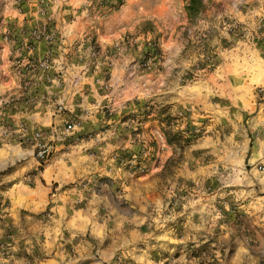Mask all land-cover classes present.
<instances>
[{
	"label": "rangeland",
	"instance_id": "1",
	"mask_svg": "<svg viewBox=\"0 0 264 264\" xmlns=\"http://www.w3.org/2000/svg\"><path fill=\"white\" fill-rule=\"evenodd\" d=\"M58 1L0 0V264H264V0ZM60 3L89 88L48 120L14 45Z\"/></svg>",
	"mask_w": 264,
	"mask_h": 264
},
{
	"label": "crops",
	"instance_id": "2",
	"mask_svg": "<svg viewBox=\"0 0 264 264\" xmlns=\"http://www.w3.org/2000/svg\"><path fill=\"white\" fill-rule=\"evenodd\" d=\"M77 2L78 0H66L64 4L73 7L74 3ZM58 3L59 1L55 0V4ZM61 6L62 3L57 8V15H55L54 21H51L55 39L50 45V54L46 70L42 71L37 67H29V63L39 60L43 55L45 45L42 42L33 41L30 38L28 40L31 45L30 48L25 47L26 49H23L20 42L14 45L16 53L22 54V65L24 64L25 66L27 64L26 70L22 69V72L17 76L20 83L19 94H23L25 98L27 97L32 101V104H29L31 108H29L30 113L33 115L39 114L38 117L36 116L37 118L49 117V115L47 116L49 99H51V104H68L77 91L80 90L82 94L83 92H87L89 88L87 81L88 73L81 71V69H76L73 66L74 61L79 57H76V55L81 53V49L86 50V47H89V40L85 32L87 25L65 22L64 15L72 11L69 8H63ZM36 23L29 24L27 29L33 27ZM83 36L85 37L83 38ZM19 44L21 45L19 46ZM24 55L26 56L25 58ZM103 58L106 59L107 56L104 55ZM77 68H80V66ZM37 101H45L46 104L39 106ZM37 107L38 110H32ZM37 124L41 123L38 121Z\"/></svg>",
	"mask_w": 264,
	"mask_h": 264
},
{
	"label": "built area",
	"instance_id": "3",
	"mask_svg": "<svg viewBox=\"0 0 264 264\" xmlns=\"http://www.w3.org/2000/svg\"><path fill=\"white\" fill-rule=\"evenodd\" d=\"M37 15L41 18H44L45 11L44 9H39L37 11ZM51 21H41L37 22L33 27L29 30V35L33 41H40L45 45V49L43 51V55L39 60L35 62L29 63V67H37L38 69L44 71L48 66V59L50 54V45L54 42V28H52ZM30 44V43H29ZM26 48H30L27 44ZM70 124L66 125V128H70ZM37 155L40 159H43L47 156V148H38Z\"/></svg>",
	"mask_w": 264,
	"mask_h": 264
},
{
	"label": "trees",
	"instance_id": "4",
	"mask_svg": "<svg viewBox=\"0 0 264 264\" xmlns=\"http://www.w3.org/2000/svg\"><path fill=\"white\" fill-rule=\"evenodd\" d=\"M189 1H191V0H189Z\"/></svg>",
	"mask_w": 264,
	"mask_h": 264
}]
</instances>
